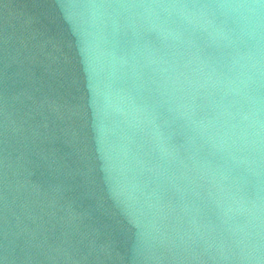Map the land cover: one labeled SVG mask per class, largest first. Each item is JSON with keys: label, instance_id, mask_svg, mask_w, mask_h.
Here are the masks:
<instances>
[{"label": "water", "instance_id": "water-1", "mask_svg": "<svg viewBox=\"0 0 264 264\" xmlns=\"http://www.w3.org/2000/svg\"><path fill=\"white\" fill-rule=\"evenodd\" d=\"M0 264H264V0H0Z\"/></svg>", "mask_w": 264, "mask_h": 264}]
</instances>
